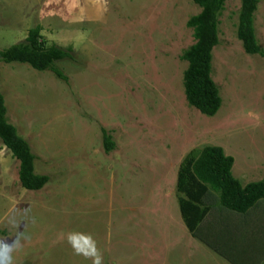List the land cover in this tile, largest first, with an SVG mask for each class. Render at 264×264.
I'll return each instance as SVG.
<instances>
[{"label": "rangeland", "instance_id": "374dc122", "mask_svg": "<svg viewBox=\"0 0 264 264\" xmlns=\"http://www.w3.org/2000/svg\"><path fill=\"white\" fill-rule=\"evenodd\" d=\"M240 0L218 18L212 117L188 106L182 52L194 43L191 0H0V50L40 28L67 81L0 62L8 122L49 177L21 188L0 142V264H230L186 230L177 171L193 149L219 147L241 186L264 178V0L253 28L261 54L236 36ZM102 131L114 148L105 153ZM219 207V206H218ZM211 210L215 243L238 264H264V199L246 214Z\"/></svg>", "mask_w": 264, "mask_h": 264}, {"label": "trees", "instance_id": "16d2710c", "mask_svg": "<svg viewBox=\"0 0 264 264\" xmlns=\"http://www.w3.org/2000/svg\"><path fill=\"white\" fill-rule=\"evenodd\" d=\"M199 13L189 18L186 25L192 30L194 43L185 49L180 59L187 66L182 75V86L188 106L206 117L214 116L220 108L219 91L211 77L212 49L218 43V18L226 0H191ZM258 0H240L237 16L236 36L243 51L248 55H259L254 28V13ZM71 57L69 51L56 46H46L40 36V28L27 32L23 42L0 50V62L4 64H26L38 72H51L57 79L66 82L67 77L55 67V63ZM4 98L0 92V142L18 162V181L21 188L40 191L49 177L35 172L36 157L28 143L22 139L6 116ZM105 153L114 148L110 135L102 131ZM233 160L225 156L219 147L193 149L187 153L177 171V205L181 220L192 238L212 249L230 264V253L221 252L215 243L217 234L211 227V210L218 207V214L233 212L246 214L257 208L264 199V178L258 182L241 186L232 174ZM255 208V209H256ZM0 230V236H6Z\"/></svg>", "mask_w": 264, "mask_h": 264}]
</instances>
